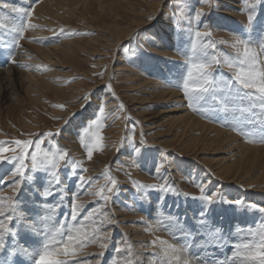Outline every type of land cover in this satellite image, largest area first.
Returning a JSON list of instances; mask_svg holds the SVG:
<instances>
[{
	"label": "rangeland",
	"instance_id": "374dc122",
	"mask_svg": "<svg viewBox=\"0 0 264 264\" xmlns=\"http://www.w3.org/2000/svg\"><path fill=\"white\" fill-rule=\"evenodd\" d=\"M159 2L160 0H51L50 8L43 16L45 21L41 23V28L48 31L45 35L43 34L44 37L41 36L42 39H36L40 36L34 37L28 32H24L23 37L18 38L19 44L17 45V38L13 41L7 39V33H0V52L3 51L2 46L6 40H11L14 45L12 47L20 48L23 51L22 55H28L34 60L40 61L41 66L44 67H41L43 70L40 68L39 71L45 72L49 71L48 68L51 65L47 63L48 61L42 60L37 46L58 45L68 40H74L76 45H80L78 46L80 49L71 60H60L55 69L56 73L52 76L54 81L58 78L61 79V84L66 88L73 87L74 90L71 92L74 94L70 97L63 92L54 94L51 90L43 88L37 92L26 90L24 92L25 84L21 91L18 88L20 81L18 80L19 83H17L15 79L11 82L7 92L5 81L0 79V82L3 83L0 85V142H3L5 146L16 147L14 144L16 140L43 141L40 152L36 153V169L32 168L29 155L25 161L27 169L22 181L33 184L40 180V183L42 182L41 184L46 186L44 189H51L52 194L46 199L44 198L47 200L49 208L45 205L44 207L47 215L54 216L52 219H56L55 233L56 229L63 225L65 235L69 232L78 233L82 242L87 237L86 246H77L74 256L60 257L68 260L69 264H75L76 258L79 256L81 258L78 261L82 264L88 262L90 264H102L103 262V264H107V261H110L111 264H121L125 250L133 252V247L129 243L130 233L128 232L126 237L122 236V238L117 231V227L121 223H117V221L122 218L137 220L149 217L148 213H144V216L141 211L145 201L157 203H155V214L159 215L156 217L158 220L167 219L163 214L164 211H161L160 214V210L164 208L165 210L170 209L169 211L172 210V212L177 211L179 217L182 216L185 219L181 212L187 209L191 203L203 213L211 210L223 213V206L225 209L234 207L233 209L238 212L240 210L237 209H241L244 202H249L250 212L264 217V213L256 209L252 210L250 207L252 204L260 205L251 204V201L247 200L248 192H255L258 185L255 187V185L248 186L247 183H242L246 190L243 191L242 196H239L234 194L238 188L230 185L231 177L228 173L221 174L222 177H216L225 183L224 186L222 182L218 187V181L209 178L207 171L213 170L214 167L208 163V159L214 156L217 157L216 159L227 158L230 161L225 165H228L233 163L236 157V152L230 153L231 155L226 153V150H229L228 144H225L224 150L218 153L213 150L216 149L215 144L214 147L208 145L209 141L215 139L218 145L221 142L219 134L217 135L213 130L202 132L197 127L192 130H183L178 117L185 111L163 112L171 108L175 109L178 99L183 100L182 102L187 107L183 92H179L181 97L177 95L176 99H173L174 97L172 99L171 97L157 99V89L165 79L166 81L171 79L166 85L170 83L172 88L181 91L179 85L182 84L188 67L194 61L209 65L206 71L212 73L216 81L231 80L235 69L227 67V62L236 60L243 53V47L235 46L236 42L242 40L251 48L258 45L261 47V43L264 45V0H260L259 3L257 0H207V2L205 0H164L158 9ZM24 3L25 1L22 0L21 4ZM146 3L148 5H145ZM23 9L25 8L23 7ZM176 10H180V12L182 10L183 14ZM144 12L146 13L144 14ZM198 12L203 13L199 18L196 17ZM249 16H252L251 22H249ZM131 17L136 18L137 21L130 22ZM118 22L121 24L123 22L124 26L131 29L132 33L117 45L116 41L121 35L113 33L111 30L119 26ZM163 22L168 23V26L165 25L168 31L156 34V31L159 32V29L164 27ZM9 28L7 27V29ZM170 29L174 31L171 32ZM195 31L200 35H195ZM173 32L176 33L177 39L182 41L180 44L184 51L180 49L179 54L174 51L173 46L165 47V44L172 45V40L168 36L174 34ZM193 33L197 36L196 38ZM191 46H195V52ZM260 59L264 61V54L260 55ZM0 60H2L0 61V76H4L2 73L8 70L6 67L9 65L7 55L4 57L1 55ZM262 63L264 65V62ZM121 65L126 66H122V68ZM142 65L145 66L146 70L144 71L147 73L140 74V77L130 73L135 67ZM184 67H187L186 70ZM166 68H168V73L176 72L180 68L184 71L178 79L165 78L162 73ZM143 75L156 77L155 79L150 77L154 83L139 84L145 78ZM79 82L81 85L74 88ZM109 85L110 87H108ZM66 92L69 93V90L66 89ZM104 95L106 96L104 97ZM224 97V92H218L217 99L209 97L206 102L198 105L199 111H193L188 107L187 111L191 117L206 122V124L213 122L214 125H219L222 122L217 116L218 113H228V117L230 115L232 117L235 112L240 116H245V113L249 112V100L241 99L236 94L235 88H233L230 97L227 99ZM225 104L229 111L219 112V109ZM121 105H123L122 109ZM101 107L104 108L103 116L98 112ZM241 107H244L245 111H240ZM206 111L209 113L205 114ZM85 119L88 121L82 124ZM96 120L101 123L102 140L98 146L94 145V138L91 135L96 131ZM73 125L76 127L72 128ZM140 127H142L140 132L142 137L139 136ZM48 133L53 135L48 136ZM86 133L88 134L86 135ZM192 136L203 137L199 143L195 142L197 145L194 149L197 150L194 153V150L188 152L190 151L188 143L193 138ZM80 138L84 140L83 145ZM151 143L154 145L151 146ZM179 143H181L180 146ZM113 147H115L114 150ZM88 149L93 151L91 159L87 155ZM136 149L139 151L137 152ZM32 151L33 149H29L30 153ZM18 152L19 148H17ZM44 153L48 154L49 160H56V169L47 167L46 161L44 165L40 164V161L44 160ZM13 155L12 152L5 153L7 157ZM60 155L65 156L64 160L59 159ZM123 156L130 158L127 157V160L126 157L120 158ZM95 160L98 162V168L96 166L97 170L93 172L90 165ZM192 160L197 163L201 162L200 165L203 164V168L195 166V163L192 164ZM13 167V163H9L8 160L0 162V180L3 181L1 178L6 170L12 172ZM52 171L57 172L59 183H55V179L50 175ZM80 175L85 178L83 183L78 179ZM109 177L117 181L118 191L108 194L110 199L105 202L97 193L101 189L111 186ZM206 179L208 182H205ZM18 180H21L20 177L13 176L11 182ZM134 182L135 185L148 187L138 188L134 186ZM162 184L169 186L170 190L166 193L159 191L158 188ZM152 185H156L157 190H153ZM7 187V183H0V193L6 194L3 200L6 205L0 203V206L1 208L8 206L10 209L13 202L16 206V199H14L16 197L5 193ZM201 187L204 188V195L213 197L211 205H207L205 201L199 199ZM263 188L262 190H264ZM59 192L62 195H59ZM54 199H57L56 204L51 202ZM237 200L243 203L237 205L235 203ZM73 202L79 210L76 222L71 219ZM158 203L162 205H158ZM0 218L5 221V217ZM14 219L10 222L13 223ZM135 225H133L134 228ZM136 233L138 231L132 232V234ZM101 243L106 244V247L101 248L99 246ZM122 264L128 263L126 261Z\"/></svg>",
	"mask_w": 264,
	"mask_h": 264
},
{
	"label": "bare ground",
	"instance_id": "6f19581e",
	"mask_svg": "<svg viewBox=\"0 0 264 264\" xmlns=\"http://www.w3.org/2000/svg\"><path fill=\"white\" fill-rule=\"evenodd\" d=\"M21 1L22 0H0V29H1L0 33L1 34L7 33L6 34L7 39H11V40L15 41L16 38L17 39L19 38L18 29L23 24L25 27L24 32H28L29 34L33 35L34 37L40 36V37H36V39L41 38V36H43V34L45 35L48 32L46 29L41 28V26H42L41 23L43 21H45V18L43 16H44L45 12L46 13L48 12V10L50 8L51 0H24L25 1L24 4H21ZM163 2H164V0H160L158 9H160ZM145 5H148V4L146 3ZM231 5H233V4H231ZM155 6H154V8H155ZM23 7L25 9H23ZM17 9H20L23 11L25 10V12H23V11L18 12V11H16ZM158 9L156 10V12L158 11ZM173 9H174V7H173ZM198 10L200 11V9H198ZM28 11H31V18L30 19L25 15V13H27ZM176 11L183 14L182 10H181V12H180V10H176ZM146 12H144V14ZM139 16H140V18H142L141 15H139ZM178 19H179V17H178ZM136 21H137L136 18H133V17L130 18V22L134 23ZM28 24L34 25L35 27L29 28V27H27ZM118 25L119 26H116V28H114V30H111L113 33H117L118 35H121V37L118 38L119 40L116 41L117 45L120 42L124 41V39H126L132 33L131 29H128L127 27L124 26L123 22H122V24L118 22ZM162 25H164V27L161 28L162 27L161 26L160 27L161 29H159V32H157V31L155 32L156 34L157 33L162 34V32L165 33L168 31L167 27L165 26V25L168 26V23L163 22ZM7 27H10V28L13 27V28L7 29ZM178 28L180 29V27H178ZM105 30H109V29H105ZM172 31H174V30H171V32ZM193 32H194V30H193ZM196 32L197 31H195V35L197 34ZM110 34H111V32H110ZM193 35H194V33H193ZM123 36H125V37L123 38ZM168 37H169V39L172 40V45L170 46L168 44H165V47L166 46H169V47L173 46L174 51L179 54L181 52L180 49L183 48V46L180 44V42H182V41L177 39L176 33L169 34ZM196 37L197 36H195V38ZM0 38H1V36H0ZM11 40H6V42L4 43V46H2L3 51L0 52V56L2 55V57L7 55V57H8L7 62H9V65L6 67L8 70H6L5 73H2V74H4V76H0V79H2V81H5V83H4L6 85L5 90H7V92H8L9 86L11 85V82L13 81V79H15L17 83H19L18 80L20 81V83L18 84L19 85L18 88L21 91H22L23 86L25 84L24 92H25V90L28 92H37L39 90H42V88H43L44 90H51V92H53L54 94L59 93V92H63V93H65V95L68 94L67 96H69V97L72 94H74L73 92H71V90H74L73 87L66 88L65 85L61 84V81H62L61 79L58 78V80L54 81L52 76L56 73L55 69L58 67L61 59L69 61L77 54L78 49H80L78 46H80V45H76V41L68 40V41H63V42L59 43L58 45L53 44L52 46H46V47L37 46V49L39 50V55L42 56V60H45L46 62L48 61L47 63H49L51 65L48 68L49 71L45 72V71H39V69L41 67H44V66H41L40 61H38L37 59L34 60L33 58L29 57L28 55H22L21 53L23 51L20 50V48L17 49V48L12 47L14 45L12 43L13 41H11ZM257 43H259V42H257ZM261 44L263 45V43H261ZM188 46H190V45L188 44ZM256 47L252 48V49L255 50L257 53L258 52L260 53L261 47L259 45ZM191 48H193V47L191 46ZM126 56H125V58H126ZM259 59H260V56H259ZM13 60L15 62H12ZM125 60L127 61L129 59H125ZM0 61H2V60H0ZM260 61L261 62L258 65V67L260 69H264V65H262L263 64L262 62H264V61L261 59H260ZM129 63L131 65V62H129ZM1 64H3V63H1ZM122 66H124V65H121V67ZM60 67H62V66H60ZM187 67H184V69ZM171 69H169V70H171ZM184 69L180 68L178 71L176 70V72L174 71L173 73L172 72L168 73V68H166V70L163 71L162 75L165 78H172L173 77L174 79H178L179 76H181V74L183 73ZM40 70H43V69L41 68ZM144 70H146L145 66H143V65L137 66V68L135 67L132 70L133 72L131 71L130 73L140 77L141 76L140 74L147 73ZM143 76L145 78H143L142 83H139V84H144V83L152 84V83H154L153 79L156 78V77L153 78V75H152V77L151 76L148 77L147 75L146 76L143 75ZM12 77H14V78H12ZM150 77L153 79H151ZM162 80H163V78H162ZM162 80L160 79L161 82H162ZM169 80H171V79H167V81L165 79L162 82V85H159L160 87L158 85H156L159 87L157 89L158 90V93H157L158 98L157 99H159V98H164V99L168 98L169 99L170 97H171V99L173 97H174L173 99H176L177 95H179L181 97L179 92H182V91H178L177 89L172 88L170 83H168V85H166ZM79 83H76L74 88H78V86L81 85V83L80 84ZM2 84L3 83L0 82V85H2ZM169 84H170V86H169ZM174 84H177V83H174ZM176 88H177V85H176ZM66 89L69 90V93L66 92ZM9 96H11V93H9ZM105 96L106 95H104V97ZM10 99H11V97H10ZM182 101L183 100H181V99L176 100V103H178V104H176L175 109L171 108L168 110H164L163 112L168 113V112H172V111H185V112H182L183 114L180 117H178V119L180 120L181 128L183 130H192V129H195L196 127H197V129H201L202 132L203 131L208 132V130H213L215 133H217V135L219 134V137L221 138V142L218 145L216 144L217 143L216 139L208 142V145H210L211 147H214V144L216 145V147H215L216 149H213L215 151V153L216 152L218 153L219 151H223L225 146H226L225 144L229 145V150H226L227 151L226 153L231 155L230 153L236 152V157H235V155L233 156V158L235 157L233 163L228 164V165H225L226 163H228L230 161L227 158L216 159L217 157L214 156L211 159H208V163L212 164L211 166L214 167L213 170L211 169V171L210 170L207 171L209 173V175H208L209 178L210 179L212 178L215 181H218L217 185H218V187H220L219 184L222 183L223 181H221L219 178H216V177H218V176L222 177L221 174L228 173V175L231 177V179L229 178L230 180L228 179L230 181V185H232V187L238 188L237 190L234 191V194L239 195V196H242L243 191L246 190V189L244 190V186L242 183H245V184L247 183L248 186L255 185V187H256V185H258L257 186L258 189L255 192H248L247 191L248 192V195H247L248 199L247 200L251 201L250 202L251 204L256 203V204H259L260 206H264V190H262V188L264 186V143L258 142L260 139L264 138V112H261V110L258 107L252 108L250 106L249 112L245 113L246 114L245 116L244 115L240 116V114L236 113L235 111H234L235 113L233 114L232 117H231V115H230V117H228L229 116L228 113L227 114L218 113L219 115L217 114V116H219L220 120H222V122L219 123V125H214V124H212L213 122L212 123L210 122L211 124H206V122L199 121L197 118H194L193 116L191 117V115L187 111L186 104ZM223 101H225V100H223ZM244 102H246V101H244ZM234 104H235V102H234ZM250 105H251V102H250ZM217 107H218V105H217ZM219 108H220V106H219ZM214 109H216V108H214ZM228 111L229 110H227V112ZM219 112H222V111H219ZM208 113H209L208 111L205 112V114H208ZM214 113H215V111H214ZM214 116H216V115H214ZM86 121H88V120L85 119L84 122L83 123L81 122V123L84 124V123H86ZM75 127H76L75 125L72 126V128H75ZM141 128L142 127L139 128V136H141V133H140ZM234 129H241L243 132L250 133V139L255 140L257 142H249V137H246L245 135L238 133V131H236ZM194 131H196V130H194ZM184 133H186V132H184ZM186 134L188 135V133H186ZM202 138L203 137H199V136H197V137L195 136V137L191 138V140L188 143V146H190V148H188V150H190V151H188V152H192L194 150L193 151V153H194L195 150H197V149H194L195 145H197L196 143H199ZM142 142H141V144H143ZM152 144L153 143H151V146H152ZM180 144L181 143H179V146H180ZM192 145H194V146H192ZM199 146H201V145H199ZM205 147H207V146L205 145ZM109 148H111V147H109ZM114 148L115 147H113V150H114ZM210 151H212V150H210ZM130 153H132V152H130ZM212 153H214V152H212ZM214 154H212V155H214ZM202 155H203V153H202ZM124 157H126V156H123L120 158L123 159ZM127 157H126V160H127ZM128 158H130V157H128ZM200 160H202V159L200 158ZM192 162H193L192 164L195 163V166H199V167L203 168V164L200 165L201 162L197 163V162H195V160H192ZM90 166L92 167L91 171L92 170H93V172L96 171L98 168L97 160L93 161ZM96 166H97V168H96ZM159 167H160V165H159ZM33 173H37V172H33ZM137 175H140V174L137 173ZM13 176L14 175H12L9 170H6V172L4 173V176H2V178H1V179H3V183L5 182L8 184V187L6 188L5 193H8L12 196L14 195L16 197V198H14V199H16V206H15L14 211H11L8 208V206L6 208L5 207L2 208V209H5V210H3L5 214L12 215L13 218H15V219H14V222L11 223L7 219H5V221H4L3 219L0 218V221H3L5 226L8 229H10V231L3 233V248H0V264H34V261L38 258L39 252L42 250V245L45 242L46 238L50 239L53 235L56 234L54 231V229L56 228V224H55L56 219H52V217H54V216L50 217L49 215H47V211H46L45 207H48L47 206L48 202H46L47 200H45L43 197V193L47 188L44 189V187H46V186L44 184H41L42 182L40 183V180H37L36 182H34L32 184L30 182H23L22 180H19L20 181V187L18 189L14 190L12 187L13 182H11V180L13 179ZM45 181H46V179H45ZM45 181H44V183H45ZM205 182H208L207 179ZM214 183H217V182H214ZM224 184L225 183L223 182V186H224ZM48 190L51 191V189H48ZM190 190H191V188H190ZM0 191H1V188H0ZM60 194H61V192H59V195ZM4 195H6V194L0 193V203L1 204L2 203L5 204V202L3 201L5 198ZM148 197H150V196H148ZM56 200L57 199H54L51 202L53 204H56L57 203ZM130 200H132V199H130ZM145 202L146 203L144 205L142 204L143 208L141 211H142L143 215H144V213H148L149 217H147L145 219L140 218L137 220H128L129 218L128 219L122 218V219H119L117 221V223L121 222L117 227V231L120 233L121 237L124 236V238L126 237L127 233L129 232L131 235V237H130L131 239H129V241H130L129 243H130V246L133 247V252H128L127 249L125 250V252L123 253V258H122L123 260H122L121 264L123 262H126V261L128 264H167V261L172 259L173 254L171 252H169L168 255L165 256L163 250H164V248H166V245H160L159 244L160 240L167 241L168 244H171L174 247H176L177 249H180L181 260L182 261L187 260L188 264H234V261H236V257H234V255H233V253L235 251L234 246L237 244H241L243 242H246V241L253 239L254 236H256L262 229H264V217H259V215H257L256 213H253V212L251 213L250 208L248 206L249 202L248 203L244 202L241 209L240 208L237 209V210H240L238 212L236 211V209L235 210L233 209L234 207L230 208L228 206L229 208L225 209L223 206L222 207L223 213L211 210V211H207V212L205 211L206 212L205 215H201L202 212L199 211L194 206L193 203H191L187 206V209H184L183 212H181L182 215L185 216V219H183L182 216H181V218H182L181 219L179 217L177 211L172 212V210L169 211L170 209L165 210V208H164L163 210H160V214H161V211H164L163 214H165L167 219H163L161 217L162 219L159 218L160 220L156 219V217L159 215L155 214L157 203L155 202L156 203L155 204V203H150L147 201H145ZM174 203L176 204L177 202H174ZM223 203H224V201H223ZM160 204L158 203V205H160ZM163 204H164V202H163ZM44 205H45V207H44ZM138 205H139V203H138ZM201 205H203V204H201ZM182 206H183V204H182ZM132 207H133V205H132ZM0 208H1V206H0ZM217 208H218V206H217ZM159 209H160V207H159ZM130 210H132V209H130ZM157 213H159V212H157ZM127 214H128V212H127ZM219 216H220V218H219ZM46 217H47V219H46ZM133 221H136V222H133ZM201 221H204V223H201ZM9 223H11V224H9ZM133 225H135V228L133 227ZM133 231H138V233L132 234ZM211 233H216V236L215 237L211 236L210 235ZM153 241H157L156 246H153V243H152ZM126 246H128V245H126ZM153 257H155V259H153ZM80 258H81L80 256L78 258H76L77 260H76L75 264H82L79 262ZM88 263H84V264H88ZM107 264H111V262L107 261ZM115 264H117V263H115ZM237 264H238V262H237Z\"/></svg>",
	"mask_w": 264,
	"mask_h": 264
},
{
	"label": "snow or ice",
	"instance_id": "6c2138e0",
	"mask_svg": "<svg viewBox=\"0 0 264 264\" xmlns=\"http://www.w3.org/2000/svg\"><path fill=\"white\" fill-rule=\"evenodd\" d=\"M207 2V0H205ZM259 3L260 0H257ZM16 11L20 12L23 10L17 9ZM25 15L30 19L31 11L25 13ZM203 15V13H196V17ZM252 21V16H249V22ZM27 27H35L34 25L28 24ZM25 31V27L22 24L18 29L19 37H23V33ZM63 32V29H61ZM200 33L197 32V36ZM210 35V33H209ZM17 45L19 44V39L16 40ZM235 46H242L243 53L240 57H238L234 61H228L227 67L234 68V76L231 80H226L224 82L216 81L212 75V73L206 71V68L209 65L204 63H196L193 62L188 67L186 77L183 79L182 84L179 85V89L183 92L184 98L187 102V107L193 111H199L200 109L197 107L202 102H206L207 98L211 97L213 99H217L218 92H224L225 97L227 99L231 96L233 88H235V92L241 99L247 98L251 102L252 108H259L261 112H264V69H260L258 65L260 64L259 56L264 54V45H261V52L257 53L253 50L246 42L242 40H238ZM193 52H195V46H193ZM12 62H15L14 60ZM219 63V61H217ZM110 87V85L108 86ZM87 99V97H85ZM62 107V106H60ZM121 109L123 105L120 106ZM219 111L226 112L227 104L224 107L220 108ZM240 111H245L244 107L240 108ZM98 112L101 116L104 114V108L101 107L98 109ZM96 131L91 133L94 138V145L98 146L102 140L100 135L101 123L99 120L95 121ZM238 131V133L249 137V142H257L255 140L250 139V133L243 132L241 129H234ZM88 133H86L87 135ZM48 136L53 135L52 133H48ZM258 142L264 143V138L260 139ZM40 142L33 141H14L16 147L5 146L3 142H0V162L4 160H8L9 163H13L14 167L12 169L11 174L17 177H20L21 180L25 177L27 165L25 163L26 159L31 156L32 168L36 169L37 167V154L41 150ZM81 144H84L83 138H81ZM85 147H87L85 145ZM17 148H19V152L17 153ZM29 149H33L30 153ZM138 152L139 149H136ZM12 152L13 156L7 157L5 153ZM87 155L89 159H91L93 155L92 149H88ZM65 156L60 155L59 159L64 160ZM47 162V167L51 169L57 168V162L55 159H48V154L44 153V160L40 161L41 165ZM86 171V170H84ZM50 175L55 179V183H59L57 172L52 171ZM79 181L83 183L85 178L83 175L78 177ZM3 181L0 180V183ZM110 185L106 187V189H101L97 195L100 196L101 200L107 202L110 199L108 194L117 192L116 188L117 181L109 177ZM138 188H146L148 186L144 185H135ZM13 189H18L20 187V181H14L12 185ZM151 188L153 190H157L156 185H152ZM159 191L168 192L170 187L162 184L158 188ZM201 196L199 199L206 202L207 205H211L213 203V197L204 195V188H200ZM52 192L49 190H45L43 193L44 198L46 199ZM237 205H241L242 201H235ZM252 209H256L261 213H264V207L252 204L250 206ZM10 210H15V202L10 206ZM78 208L73 202V210L71 213V219L73 222L77 221L78 216ZM201 215H205V213H201ZM0 217H5L7 220H12V215H6L2 208H0ZM204 223V221H201ZM10 231L3 221H0V248H3V233ZM211 236L215 237L216 233H211ZM62 237V238H60ZM87 237L82 242L80 236L78 234H74L69 232L67 235L63 232V225L59 226L56 229V234L53 235L50 239L46 238L45 242L42 245V250L38 254V258L34 261V264H69L68 260L61 259V256L69 257L74 256L77 251V246H86ZM153 246H156L157 241H153ZM160 245H166L164 248L165 256L168 255L169 252L173 254L172 259L167 261V264H188L187 260H181L180 258V249H177L171 244H168L167 241L160 240ZM101 248H105L106 244L101 243L99 245ZM235 251L233 253L234 257H236V261L234 264H264V229H262L253 239L243 242L241 244H237L234 246ZM102 255V254H101ZM155 259V257H153Z\"/></svg>",
	"mask_w": 264,
	"mask_h": 264
}]
</instances>
